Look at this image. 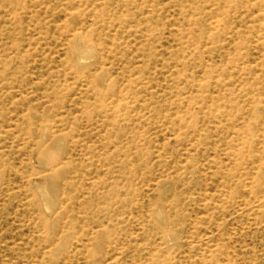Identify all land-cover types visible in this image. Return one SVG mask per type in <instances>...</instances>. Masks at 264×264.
Returning <instances> with one entry per match:
<instances>
[{
    "label": "rangeland",
    "instance_id": "374dc122",
    "mask_svg": "<svg viewBox=\"0 0 264 264\" xmlns=\"http://www.w3.org/2000/svg\"><path fill=\"white\" fill-rule=\"evenodd\" d=\"M0 264H264V0H0Z\"/></svg>",
    "mask_w": 264,
    "mask_h": 264
},
{
    "label": "bare ground",
    "instance_id": "6f19581e",
    "mask_svg": "<svg viewBox=\"0 0 264 264\" xmlns=\"http://www.w3.org/2000/svg\"><path fill=\"white\" fill-rule=\"evenodd\" d=\"M253 58V57H252ZM248 59V58H247ZM159 64V63H158ZM193 74V73H192ZM54 126V125H53ZM80 138V137H79Z\"/></svg>",
    "mask_w": 264,
    "mask_h": 264
}]
</instances>
